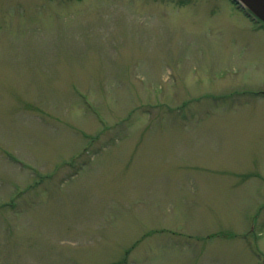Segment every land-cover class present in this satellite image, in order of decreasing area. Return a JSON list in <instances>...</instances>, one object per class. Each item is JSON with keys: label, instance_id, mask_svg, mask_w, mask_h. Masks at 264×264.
<instances>
[{"label": "rangeland", "instance_id": "obj_1", "mask_svg": "<svg viewBox=\"0 0 264 264\" xmlns=\"http://www.w3.org/2000/svg\"><path fill=\"white\" fill-rule=\"evenodd\" d=\"M246 13L0 0V264H264V23Z\"/></svg>", "mask_w": 264, "mask_h": 264}, {"label": "water", "instance_id": "obj_2", "mask_svg": "<svg viewBox=\"0 0 264 264\" xmlns=\"http://www.w3.org/2000/svg\"><path fill=\"white\" fill-rule=\"evenodd\" d=\"M241 7L247 8L252 14L264 22V0H232Z\"/></svg>", "mask_w": 264, "mask_h": 264}]
</instances>
